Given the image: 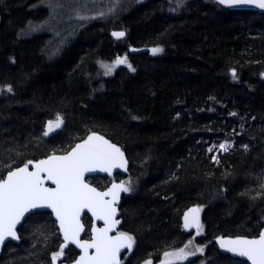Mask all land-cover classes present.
Masks as SVG:
<instances>
[{
	"label": "trees",
	"instance_id": "16d2710c",
	"mask_svg": "<svg viewBox=\"0 0 264 264\" xmlns=\"http://www.w3.org/2000/svg\"><path fill=\"white\" fill-rule=\"evenodd\" d=\"M65 3L0 0V179L99 132L129 162L120 231L135 243L121 264L157 263L182 248L194 233L182 224L191 206L201 209L194 242L204 252L180 264H227L214 240L253 237L264 226V13L217 0H80L86 13L73 16ZM54 7L68 18L67 39H55L52 21L50 30L24 34ZM116 30L125 36L115 39ZM155 47L163 51L153 55ZM124 56L134 72L102 74L101 61ZM57 115L63 125L44 136ZM222 142L227 150L216 149ZM99 180L109 182L91 179L108 184ZM23 228L0 264H38L55 248L47 213Z\"/></svg>",
	"mask_w": 264,
	"mask_h": 264
},
{
	"label": "snow or ice",
	"instance_id": "6c2138e0",
	"mask_svg": "<svg viewBox=\"0 0 264 264\" xmlns=\"http://www.w3.org/2000/svg\"><path fill=\"white\" fill-rule=\"evenodd\" d=\"M225 7L254 6L264 9V0H217ZM83 19V17H81ZM116 39L123 38L125 32H113ZM163 49H151L153 55L161 53ZM127 65L130 71L136 69L128 62L127 56L117 57L112 64H104L105 74H111L115 67ZM233 72V77H235ZM12 92V87H7ZM235 115V113H233ZM63 125V118L57 115L56 119L47 122L43 135ZM221 149L227 150L224 144ZM28 161L23 167L10 170L6 179H0V245L6 239H17L16 226L31 209L47 207L55 213L63 233L65 243L60 251L52 256L53 264L58 257L64 254V248L71 242L82 249V255L75 264H121L120 253L123 249L132 250L134 237L126 232H117L110 235L120 223L116 219V204L121 192H130V182L113 183L107 191H98L85 181V174L90 172H105L112 174L113 169L125 168L124 153L115 144L104 137L93 133L82 143L77 144L70 152L63 156L50 155L47 159L34 164L33 171L29 170ZM45 181H51L55 187L45 186ZM87 210L95 221H103L104 227L92 225L90 241H81L80 234L84 231L81 222L82 214ZM199 208L190 209L184 216V228L197 230L200 234ZM192 241H189L191 244ZM220 247L227 252L240 257H246L251 264H264V231L256 239L237 237L236 239H220ZM184 248L174 253H165L172 258L165 264H173L174 260H186L203 248L197 247L194 252H186ZM89 249H94L90 254ZM146 264H151L147 261Z\"/></svg>",
	"mask_w": 264,
	"mask_h": 264
},
{
	"label": "water",
	"instance_id": "95a60500",
	"mask_svg": "<svg viewBox=\"0 0 264 264\" xmlns=\"http://www.w3.org/2000/svg\"><path fill=\"white\" fill-rule=\"evenodd\" d=\"M230 8H234L235 10L252 11V12H255V13H259V14L264 13V9H259V8H257V7H254V6H238V7H230ZM119 31H120V30L112 31L111 34H112L113 32H119ZM114 38H115V37H114ZM115 39H116V38H115ZM146 50H147V49H146ZM146 50H145V49H133V48H130V49H129V51L132 52V53H138V52H142V51H146ZM48 121H50V120H48ZM48 121H46V123H45V125H44V131L46 130V125H47V122H48ZM60 128H61V127H60ZM60 128H59V129H60ZM59 129H56L55 131L51 132L48 136L57 133V132L59 131ZM93 133H95L96 135H99V136L104 137V139L108 140L110 143L115 144L117 147H119V145H117L116 143L112 142L110 139H108V138L105 137L104 135L100 134L99 132H90V133H88L83 139H81L80 141L74 143V144L71 146V148H70L68 151L64 152V153H61V154H59V153H52V154H49V155L46 156V157L38 158V159H36V160H29V161H32V162H33L31 165H29V170H30V171L35 170V169H34V164H35L36 162L40 161V160L47 159L50 155H56V156H63V155H66V154H67L68 152H70V151H71V150H72L77 144L82 143L84 140H86V139L88 138V136L92 135ZM119 148H120V147H119ZM120 149H121V148H120ZM121 151L123 152L122 149H121ZM123 153H124V152H123ZM124 158H125V160H126V162H127L125 168H116V169H113L111 175H109L108 173H105V172H100V171L86 173V174H85V181H86L91 187L96 188L98 191H107V190L112 186L113 183H116V184L121 183L122 180L112 181V182H111L106 188H104V189H99V188L95 187L94 185L90 184V183L88 182V179H89L90 177H94V176H101V177L113 178V177H115L116 175H119L120 178H124V177H126V175L128 174L129 162H128V160H127V157H126L125 153H124ZM27 162H28V161H27ZM27 162H26V163H27ZM24 164H25V163H24ZM24 164H22V165H20V166H18V167H15V168H13L12 170H15L16 168H19V167H23ZM8 172H9V171H8ZM8 172H7V173H8ZM7 173L4 175V177H3L2 179H6V178H7ZM45 186H47V187H55V185L52 184L51 181H45ZM124 194H125V192H121V193H120L119 200L117 201V204H116V208H117L116 219H118V220L120 221V223L116 226L115 230H114L112 233H110V235H116L117 232H122V231H120V227H121V224H122V219H121V213H120L119 207H120V203H121L122 196H123ZM193 208H199V207H197V206H191V207H189V208L185 211V213H184V215H183V218H182V224H183V227H184V216H185V214L188 213L189 210H190V209H193ZM199 209H200V208H199ZM34 212H49V213L51 214V218H52L53 221L55 222L56 227H57V229H58V233H59V235H60L61 245L64 244L65 241H64L63 233L60 231V228H59V222H58V220L56 219L55 213L52 211L51 208L40 207V208L31 209L29 212H27V213L25 214V216L22 218L21 222H20L19 224H17L16 228H17V227H18V226L24 221V219H25L27 216H29L31 213H34ZM84 215H88V216L91 218V227H90V230H89V237H88V238H84V237H83L84 233L86 232V227H85V225L83 224V225H84V231L80 234V237H79V238H80L81 241H86V240H87V241H90L91 238H92V230H91V229H92V225H93V223H95V226H96V227H104V224H103V221H95L94 218L91 216V213H88L87 210H85V212H84V213L82 214V216H81V222H82V223H83V220H82V219H83ZM199 217H200V223H201V209H200V212H199ZM184 229H185V228H184ZM186 230H188L190 233H192V232H194L196 229H195V228H192V229H186ZM261 231H264V226L261 228V230L259 231L258 235H256V236H253V237H247V236H233V237L226 236V237H225V236H224V237H218V238H216V239L214 240V243H215V245L217 246V249L219 250L220 253H222V254H224V255H228V256H230V257H232V258H238V259H240L241 261H245V262H247L248 264H251V262L248 261L246 257H240V256L234 255L233 253L227 252V251H225L224 249H222V248L220 247L219 240H220V239H236L237 237H242V238H247V239H256V238L259 237V234H260ZM17 237H18V236H17ZM9 239H10V240H13V241L16 242V243H18V241H19L18 238H17V239L8 238V239H6V241L9 240ZM6 241H5V242H6ZM5 242H4V243H5ZM3 245H4V244H3ZM3 245H0V253H1V249H2ZM69 245H71V246H73L74 248H76V250L79 252V255L77 256V258H76L74 261L70 262V263H65V262H64V263H57V262H55V264H75V261L78 260L79 257L82 255V249H80L79 247H77L75 244H73V243H71V242L68 243V246H69ZM68 246H67L66 248H64V250H66V249L68 248ZM89 252H90V254L93 253V252H94V249H89ZM127 252H129L128 249H123V250L121 251V253H120V260H122V256H123L124 254H126ZM121 263H122V262H121ZM52 264H53V261H52Z\"/></svg>",
	"mask_w": 264,
	"mask_h": 264
},
{
	"label": "rangeland",
	"instance_id": "374dc122",
	"mask_svg": "<svg viewBox=\"0 0 264 264\" xmlns=\"http://www.w3.org/2000/svg\"><path fill=\"white\" fill-rule=\"evenodd\" d=\"M80 0H66V3L70 8H73L72 10V14L73 16H80V15H84L86 13V11H83L82 9H79L78 7H76V3H78ZM50 2L46 5V7L49 9L50 8ZM64 10H69L67 6H64ZM51 14H54L52 16V18H48L45 22L43 23H36V24H30L28 26H26L25 30H24V34H27V35H30V34H35V33H38V32H42V31H45V30H48L50 28V23L51 21L53 23H51V26H52V31L51 33L54 35L55 39L58 40L60 37L64 36L66 39H67V36L64 32V27L67 25V23L65 21L68 20L67 16L63 17L64 20H61L59 18H57L55 16V7L54 9L51 8L50 10ZM84 17V16H83ZM50 30V29H49ZM152 53V52H151ZM116 58H114L113 60L111 61H101L99 63V66H100V69H101V72L102 74L104 75L105 74V68L103 67L104 64H112V62L115 60ZM129 62V61H128ZM121 66H125L127 67V65H119L117 67L114 68V70L112 71V73H114L118 68H120ZM111 73V74H112ZM111 74H108V75H111ZM106 75V74H105ZM54 121V120H53ZM221 144H224L226 146V148L229 147L230 145V142H222L220 143L219 145L216 146V149L217 150H224V149H221L220 148V145ZM117 180H122V182H125L126 183V179H123V178H114V179H109V182H112V181H117ZM99 183L100 184H107L108 181H101L99 180ZM202 228H201V231H200V234H197V230H195V232L192 234V237L190 238V240H188V242L185 244V245H189L185 251L186 252H194L195 249L197 247H201L204 249L203 246L201 245H197L195 244L194 242V238L197 237V236H200L202 235ZM189 241H192L191 244H189ZM185 245L182 247L184 248ZM181 249V248H180ZM179 249L177 250H170V251H167L165 253H174V252H177ZM204 252V250H203ZM203 252H198L196 253L194 256H190L188 257L186 260H183V261H180V260H174L173 261V264H179V263H185L187 260H190V259H193L197 254H203ZM165 253L162 255L161 259L157 262V263H153L151 260H146L144 262H142L141 264H146L147 261H151V264H165V261L166 260H169V259H172V258H169V257H166L165 256ZM224 261V260H223ZM227 264H244V263H240V262H232V260H226L225 261ZM205 263V260L200 263V264H204Z\"/></svg>",
	"mask_w": 264,
	"mask_h": 264
},
{
	"label": "flooded vegetation",
	"instance_id": "af4514ba",
	"mask_svg": "<svg viewBox=\"0 0 264 264\" xmlns=\"http://www.w3.org/2000/svg\"><path fill=\"white\" fill-rule=\"evenodd\" d=\"M26 163V162H25ZM24 164V163H23ZM4 177V176H3ZM94 177H101V176H94ZM94 177H90L89 179H88V182L90 183V184H92V185H94L95 187H97V188H99L98 186H96L92 181H91V179L92 178H94ZM101 178H107V177H101ZM114 178H117V179H119L120 177L118 176V175H116L115 177H113V178H107V179H114ZM111 182H108V184L105 186V187H103V188H99V189H104V188H106L109 184H110ZM38 213H47V215H49V218L51 219V221L53 222V224H54V228H55V231H57V234H58V239L56 238V245H55V248L53 249V250H51L50 252H48V257H47V259H43L44 261L42 262V261H40V262H38V264H52V256H53V254L54 253H56V252H58V251H60V248H61V239H60V235H59V233H58V229H57V227H56V224H55V222L53 221V219L51 218V214L49 213V212H34V213H31L29 216H27L25 219H24V221L16 228V233H17V236H18V239H19V241H18V243H16V242H14L13 240H7L5 243H4V245H3V247H2V249H1V253H0V256H1V254H2V252H3V249L4 248H8V247H13V245H19L20 243H21V236L23 235V230H24V228H23V225L24 224H26V222L29 220V218H31L33 215H36V214H38ZM83 224L85 225V227H86V232L84 233V235H83V237L84 238H88L89 237V230H90V227H91V218L88 216V215H84V217H83ZM87 220V221H86ZM195 232V231H194ZM193 233V232H192ZM217 247V246H216ZM71 248H73V249H71ZM218 250V249H217ZM218 252H219V250H218ZM220 253V252H219ZM79 255V252L76 250V248H74L73 246H71V245H69L68 246V248L66 249V250H64V254H63V256L62 257H58L57 258V260H56V262L57 263H70V262H72V261H74L76 258H77V256ZM199 255H201V254H197L195 257H197V256H199ZM220 255L221 256H223L224 257V259H222V260H224V261H226V260H232V262H242V263H244V264H248L247 262H245V261H241L240 259H238V258H232V257H230V256H228V255H224V254H222V253H220ZM190 260H192V259H190ZM190 260H187L186 262H188V261H190ZM185 262V263H186ZM202 262V261H201ZM180 264V263H179Z\"/></svg>",
	"mask_w": 264,
	"mask_h": 264
}]
</instances>
